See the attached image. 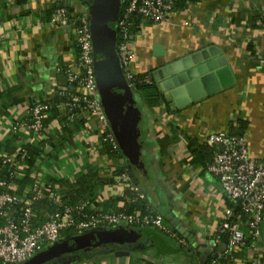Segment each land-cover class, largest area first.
Instances as JSON below:
<instances>
[{
    "label": "crops",
    "instance_id": "crops-1",
    "mask_svg": "<svg viewBox=\"0 0 264 264\" xmlns=\"http://www.w3.org/2000/svg\"><path fill=\"white\" fill-rule=\"evenodd\" d=\"M61 1L69 2L0 0V151L5 144L10 153L27 144L39 152L30 168L18 176L20 188L31 189L36 179L42 185L49 181L63 187L60 180H73L93 167L104 183L92 188L91 206L121 208L122 188L115 171L124 165L153 211L186 243L147 233L137 246L142 254L94 256L79 264H206L224 240L216 231L224 210L235 212L231 204L238 206L206 172L215 152L206 147L207 136L229 132L240 120L249 155L264 158V0H203L174 10L163 23H146L134 39L128 67L132 74H147L189 52L215 46L231 65L235 83L182 108L170 103L172 116L163 106L148 107L133 90L137 100L132 152L122 153L119 160L103 153L104 145L95 151L84 147L87 135L95 142L99 131L96 121L82 116L78 119L83 124L66 133L65 115L60 114L46 124L43 139L14 128L29 103L51 100L66 87L58 80L62 73L57 68L75 67L72 27L46 24ZM55 192L63 197L59 189ZM50 201L55 203L45 197L39 205ZM246 219L241 227L249 234ZM261 229L254 247L247 239L221 264H264V223Z\"/></svg>",
    "mask_w": 264,
    "mask_h": 264
},
{
    "label": "built area",
    "instance_id": "built-area-1",
    "mask_svg": "<svg viewBox=\"0 0 264 264\" xmlns=\"http://www.w3.org/2000/svg\"><path fill=\"white\" fill-rule=\"evenodd\" d=\"M14 2L15 0H11ZM63 2V1H61ZM121 11L116 21L117 40L116 51L123 67L126 79L133 90L139 83L151 84L149 75L138 78L129 71L130 60L133 56V44L136 35L130 33L131 24L137 23L140 31L147 22L163 23L177 9L178 0H120ZM72 15L64 7H55L46 24L50 28L71 26L74 32L75 67L57 68L72 88L64 87L58 94L63 101L57 107L65 112V119L74 122L80 116L98 123V138L90 141L87 135L84 147L95 151L103 144L118 148V144L110 131L109 123L96 95V83L93 73L92 41L88 25L87 8L80 4H72ZM190 7L188 4L187 8ZM118 30L120 33H118ZM51 106L46 100L29 103L25 111L18 116L14 128L32 133L36 139H43L47 132L44 119L49 115ZM206 145L214 148L215 152L210 162L206 163V172L214 176L226 196L235 201L239 211L231 212L226 208L222 221L217 227L220 248L213 254L210 264H221L220 261L232 257L235 251L244 246L247 239L253 247L261 236L264 223V158L257 160L248 153L243 136L218 132L207 136ZM28 152L16 148L13 152L5 149L0 151V261L3 264H20L45 247L63 238V233L82 234L99 228H113L118 225L130 227H152L185 245L177 231L169 225L161 214L144 213L135 209L132 212L111 211L102 212L91 206L90 199L77 204L67 205L62 196L55 192L64 191V187L52 182H33L31 189L23 190L18 184V176L29 169ZM117 169V166L113 170ZM60 179V178H59ZM117 183L125 190L130 184L127 172L117 176ZM141 199L145 195L139 188L132 187ZM48 197L58 204L56 211L40 217L34 205ZM23 202L21 209L16 212L15 205ZM91 209L95 212L86 216L83 211ZM245 220L249 234L241 227ZM243 220V221H242ZM220 239H217L219 241ZM258 264V263H256Z\"/></svg>",
    "mask_w": 264,
    "mask_h": 264
},
{
    "label": "water",
    "instance_id": "water-1",
    "mask_svg": "<svg viewBox=\"0 0 264 264\" xmlns=\"http://www.w3.org/2000/svg\"><path fill=\"white\" fill-rule=\"evenodd\" d=\"M71 1L87 8L96 95L118 148L122 153L130 154L137 97L126 79L116 51V21L121 11V2ZM67 5L68 1H65L60 3L59 7ZM151 73L168 102L173 103L176 108H182L235 83L231 65L215 46L189 52ZM58 80L61 85L72 88L63 74L58 76ZM130 178L137 185L135 180ZM137 187L142 191L138 185ZM140 234L137 230L125 227L99 228L82 234L71 233L69 237L59 239L20 264H49L64 255L94 245L112 247L114 250L111 254L115 257L128 256L131 251L119 249L116 244L120 241L137 240L141 237ZM150 252L149 254H152L153 251Z\"/></svg>",
    "mask_w": 264,
    "mask_h": 264
},
{
    "label": "trees",
    "instance_id": "trees-1",
    "mask_svg": "<svg viewBox=\"0 0 264 264\" xmlns=\"http://www.w3.org/2000/svg\"><path fill=\"white\" fill-rule=\"evenodd\" d=\"M19 1V0H18ZM203 0H178L177 3V9H184L187 8L188 4H193V3H198L201 2ZM72 3H77V2H73L71 0H69L68 5L64 6V8H66L68 10V12H70V14L72 15L73 12V8H71L70 6L72 5ZM54 10V9H53ZM52 10V12H53ZM257 18V17H256ZM253 20H255V17L252 19V23ZM137 23L135 22L134 24H131L130 26V33L132 35H137L138 32L140 31V29L137 27ZM118 33L119 30H118ZM249 46H252L251 44H249ZM65 67L63 65H61V70H64ZM144 75H149L151 76V78L153 79V82L151 84H144V83H139L134 87V91L136 92V94H138L142 100L144 101V103H146V105L150 108H157V107H161L163 106L166 110V112H168L169 115H173L174 114V110L171 108L170 103L168 102V100L166 99V97L164 96V94L161 92V89L159 88V86L157 85V82L154 80L152 73L148 72L147 74H142V75H137L138 78H142ZM63 101V97L59 94L55 95V97L51 100H48L47 103L50 104L51 109L49 112V115L44 119V124H48L49 122L54 121L55 117H58L60 114L65 112L57 107V104H60ZM78 120V121H77ZM238 122V121H237ZM83 124V120L75 118L74 122H69L67 120L63 121V130L66 131V133H69L70 131H72L75 125L77 124ZM64 131V132H65ZM230 134H236L239 136H242V125H241V121L239 120V124L238 126L235 128H231V130L228 132ZM4 145V144H3ZM104 147L102 149V152L107 154L108 157H110L111 159L114 160H119L123 158V154L122 151L119 148H114L112 145L109 144H103ZM3 147H6V151H8V147L5 144ZM208 147V146H206ZM21 148H23L24 150H26L28 152V156L29 158L27 159V163L29 165H31L32 163H34L36 161V159L38 158V150L37 148H32L30 145H22ZM211 149V147H208ZM3 150V149H2ZM9 152V151H8ZM214 155V153H213ZM213 157V156H212ZM212 157L210 158V160L208 162L211 161ZM207 162V163H208ZM123 172H129V169L126 166H122L121 168H118L115 171V175L117 174V176L120 173ZM62 186L65 188L63 191V197H62V201L65 204V206L67 205H73V204H77L83 200H87V199H91V191L92 188L96 185V184H102L104 183V181L98 179V171L93 168L90 167L88 168V170L86 172L80 173L78 175H75V177L73 178V180H60ZM18 183H20V186L22 185L21 182L18 180ZM27 183V180H26ZM25 184V182H24ZM136 187L137 185L131 180L130 178V184L128 187H126L125 190H123L121 192L122 196H120L119 198L124 202L123 206L121 208H116L115 206H112V208L109 207V205H105L103 207V209H99L102 212H111V211H127V212H132L135 209L141 210L144 213H155V214H159L155 211H153L151 205L149 204V202L147 201L146 197H144V199H141L138 194H136V192H133L132 187ZM23 187V185H22ZM41 201V200H40ZM40 201H38L34 207L37 209L40 217H43V213H52L54 211H56L57 209H62V208H58V204L56 203H52L50 201V203H43L39 205ZM23 205V202H20L19 204L15 205L14 209L16 212H18L21 207ZM39 205V206H38ZM44 206H46V208H44ZM232 208L235 210V212L239 211V206L235 207L231 204ZM83 213L86 216H91L92 214H95L94 211H92L91 209H85V211H83ZM244 219H246V217H243ZM115 227H125V228H132L134 230L139 231V233H141L140 235H145L147 233H151V234H160L163 235L166 238V235H164L163 233H161L160 231H158L155 228L152 227H130L128 225H118ZM134 234H138V233H134ZM70 233L69 231H65L63 233L64 237H69ZM143 235V236H144ZM140 239L137 240H128V241H120L116 244L117 248L119 249H128L131 252L134 253H138V254H142L144 251L140 248H137L138 243L140 242ZM114 249L110 246H90L87 249H82L80 251H76V252H72L69 253L67 255H64L62 258H57L55 259L53 262V264H79L82 263L83 261L89 260L91 258H93L94 256H109L112 255V251ZM213 258V255L211 257H209V259L207 260V263H210L211 259ZM220 261H224V260H220ZM0 264H3L0 261Z\"/></svg>",
    "mask_w": 264,
    "mask_h": 264
},
{
    "label": "flooded vegetation",
    "instance_id": "flooded-vegetation-1",
    "mask_svg": "<svg viewBox=\"0 0 264 264\" xmlns=\"http://www.w3.org/2000/svg\"><path fill=\"white\" fill-rule=\"evenodd\" d=\"M49 264H53V262L49 263Z\"/></svg>",
    "mask_w": 264,
    "mask_h": 264
}]
</instances>
